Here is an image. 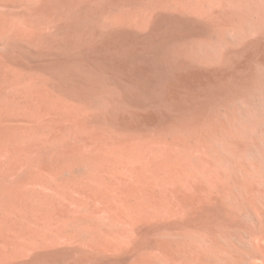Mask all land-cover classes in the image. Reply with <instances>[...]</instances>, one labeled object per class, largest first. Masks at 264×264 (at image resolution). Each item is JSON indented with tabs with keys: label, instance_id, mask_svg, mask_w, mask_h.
I'll return each mask as SVG.
<instances>
[{
	"label": "bare ground",
	"instance_id": "1",
	"mask_svg": "<svg viewBox=\"0 0 264 264\" xmlns=\"http://www.w3.org/2000/svg\"><path fill=\"white\" fill-rule=\"evenodd\" d=\"M238 3L236 0H0V264H95L100 255L116 247L111 237L127 230L131 220L145 216L142 195L129 198L131 195L122 190L123 184L127 182V189L128 181L132 179L131 184L138 177L140 169L147 165L148 155L160 161L159 169L155 170L161 173H167L165 164H175L167 163L173 154L165 135L109 115L105 109L108 98L98 97L100 92L107 91L102 80L82 78V71L72 69L57 56L58 52L82 55L79 47L86 39L110 40L114 35L120 38L125 28L159 26L170 21L173 14L181 16V20L187 13L203 17L214 24L213 28L224 26L228 22L221 21L222 9L236 8ZM85 24L91 29L85 30ZM70 38L75 39L71 42ZM99 100L105 102L98 105ZM169 128L166 130L171 131ZM161 173L158 172L159 176ZM164 178L158 179L163 183ZM181 182L178 184L182 187L185 184ZM128 198L133 201L130 203ZM148 202L152 203L150 199ZM240 236L243 243L235 248L236 264H264V229L245 230ZM227 258L221 255L219 260L225 259L227 263ZM178 261L176 264H186L181 258Z\"/></svg>",
	"mask_w": 264,
	"mask_h": 264
},
{
	"label": "rangeland",
	"instance_id": "2",
	"mask_svg": "<svg viewBox=\"0 0 264 264\" xmlns=\"http://www.w3.org/2000/svg\"><path fill=\"white\" fill-rule=\"evenodd\" d=\"M236 1H240L236 8L221 11L224 16L221 21L228 22L224 26L213 28L214 24L203 17L187 13L181 20V16L173 14L179 19L171 17L170 21L146 29L125 28L120 38L114 35L116 38L111 36L110 40L107 37L106 40L99 37L101 41L97 37L93 41L86 39L88 43L82 42L79 47L82 55L58 52L57 56L72 69L82 71V78L102 80L107 91L100 92L98 97L108 98L109 109H105L109 115L121 118L126 124H138L148 132L165 135L173 154L167 163H175L165 164L164 168L169 169L166 174L162 172L163 176L157 170L161 173L159 176L155 169H159L160 161L148 155V168L156 172L145 164L140 171L145 167L147 173L143 172L145 169L141 174L139 171L131 182L133 187L129 184L132 179L128 181V190L127 182L123 184L122 190L131 195L129 198L142 195L145 216L131 220L119 238L111 237L116 247L100 255L95 264H176L180 258L186 264H219V261L236 264L235 248L243 243L240 235L245 230L264 229V0ZM88 25L83 26L85 30L91 29ZM100 102L105 101L99 100L98 105ZM167 127H172L171 131ZM181 181L185 184L182 187L178 184ZM141 184L146 186L142 188ZM129 198L126 200L130 201ZM149 199L154 201L150 203ZM221 255L228 257L227 263L225 259V262L219 260Z\"/></svg>",
	"mask_w": 264,
	"mask_h": 264
}]
</instances>
